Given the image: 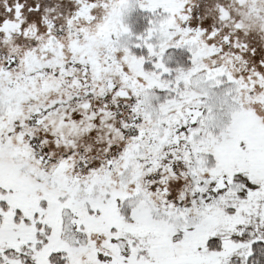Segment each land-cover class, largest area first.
Returning <instances> with one entry per match:
<instances>
[{
  "label": "snow or ice",
  "instance_id": "6c2138e0",
  "mask_svg": "<svg viewBox=\"0 0 264 264\" xmlns=\"http://www.w3.org/2000/svg\"><path fill=\"white\" fill-rule=\"evenodd\" d=\"M0 264H264V0H0Z\"/></svg>",
  "mask_w": 264,
  "mask_h": 264
},
{
  "label": "flooded vegetation",
  "instance_id": "af4514ba",
  "mask_svg": "<svg viewBox=\"0 0 264 264\" xmlns=\"http://www.w3.org/2000/svg\"><path fill=\"white\" fill-rule=\"evenodd\" d=\"M134 19H139V14H134ZM144 26V22L143 21H140L137 25H136V28L138 30L142 29Z\"/></svg>",
  "mask_w": 264,
  "mask_h": 264
}]
</instances>
